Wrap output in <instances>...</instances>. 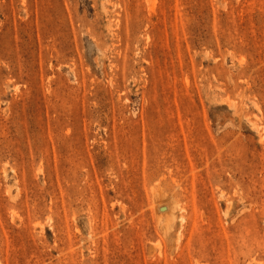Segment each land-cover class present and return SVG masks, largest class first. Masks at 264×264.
I'll return each instance as SVG.
<instances>
[{
  "label": "rangeland",
  "instance_id": "374dc122",
  "mask_svg": "<svg viewBox=\"0 0 264 264\" xmlns=\"http://www.w3.org/2000/svg\"><path fill=\"white\" fill-rule=\"evenodd\" d=\"M0 264H264V0H0Z\"/></svg>",
  "mask_w": 264,
  "mask_h": 264
}]
</instances>
